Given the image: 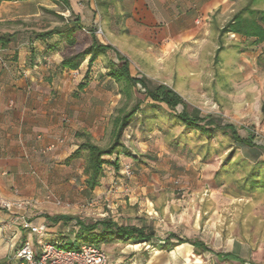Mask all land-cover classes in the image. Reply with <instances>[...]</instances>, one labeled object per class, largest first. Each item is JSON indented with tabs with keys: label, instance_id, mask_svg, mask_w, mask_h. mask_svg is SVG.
<instances>
[{
	"label": "crops",
	"instance_id": "1",
	"mask_svg": "<svg viewBox=\"0 0 264 264\" xmlns=\"http://www.w3.org/2000/svg\"><path fill=\"white\" fill-rule=\"evenodd\" d=\"M248 1L0 0V34L15 32L11 41L5 46L0 45V199L6 200L2 204L7 202V206L0 209V264L13 262L11 258L15 250L24 241H29L36 253L43 242L61 245L78 242L75 237L78 230L76 220L83 221V218L63 211L54 215V203L46 201L44 195H53L55 186L68 179L62 172H70V177L83 172V167L73 168L81 157L66 163L70 168L59 162L77 148L80 136L85 140L89 135L85 130L108 122V108L115 106L121 93L118 84L106 75V71L112 64L119 63L118 57H125L130 74L139 76L131 73V57L138 54L135 57L144 64V69L159 63L156 55H150V47L153 43L157 45V41L164 47L160 50L165 54L173 52L174 56L180 52L186 59L201 46H218V29ZM253 8L264 9V1H255ZM65 14L76 19L72 32L66 31L63 36L54 33L45 38L33 36V31L64 27L58 15ZM90 28H100L97 40L110 48L98 54L87 75L88 56L76 69L62 67V59L91 44ZM228 35L247 42L254 40L236 33ZM221 39L223 41V37ZM254 44L260 48L264 41ZM174 47L179 49L173 51ZM209 57L205 54L207 60ZM235 57L251 63L250 56L244 52ZM140 69L144 76H148L143 68ZM79 83L84 84L81 89L78 88ZM108 98L112 99L109 105ZM58 138H63V141L54 149L41 151L46 144L56 142ZM115 157L118 168L106 164L108 166L104 168L98 186L89 190L85 183L86 195L108 198L124 191L118 186L117 192L111 193L114 187L109 185L110 182L125 179L121 173L124 160L118 154L112 161ZM139 159L130 158L132 162ZM130 165L133 166L132 163ZM116 173L123 177L115 176ZM132 177L131 194L136 189H144L141 186L142 174L139 172ZM119 182L122 186L123 182ZM70 197L74 198V195L70 194ZM123 202L118 201L119 204ZM62 216L69 217V220L54 221V218ZM107 218L121 224L112 216ZM22 220L29 221L32 226L43 224L45 230L40 234L31 232L21 226ZM130 225L152 230L151 240L135 243L113 239L100 243L99 247L107 256V264H203L201 255L209 252V247L200 237L196 239L205 244L206 250L197 248L195 251L189 243L172 245L177 238H188L186 234L170 230L160 237L153 229L134 223ZM230 252L239 258L225 259L223 255ZM212 254L216 260L212 264H264L245 260L233 248L213 251ZM194 257L201 262L195 263Z\"/></svg>",
	"mask_w": 264,
	"mask_h": 264
},
{
	"label": "rangeland",
	"instance_id": "2",
	"mask_svg": "<svg viewBox=\"0 0 264 264\" xmlns=\"http://www.w3.org/2000/svg\"><path fill=\"white\" fill-rule=\"evenodd\" d=\"M63 16L71 19L70 14ZM90 29L94 31V28ZM88 32L96 38L100 35ZM157 42V45L152 42L150 55H156L160 62L144 69L135 54L131 57V73L144 76L140 71L143 68L148 74L144 76L148 87L165 82L182 95L188 111L197 110L201 115L210 114L223 123H232L240 136L251 135L255 144L264 146V46L258 48L251 40L234 39L226 34L219 61L214 64L217 45L201 46L186 59L180 52L174 56L173 52L165 54L160 50L164 47ZM178 49L174 47L173 51ZM242 52L250 56L251 63L236 59L235 55ZM205 54L210 55L208 60ZM107 100L109 105L112 99ZM116 101L115 106L108 108L106 125L85 130L89 132L85 139L100 146L109 144L111 118L140 102V108L123 131L124 147L119 148V154L124 160L121 169L132 163L134 174L140 172L143 176L141 186L144 189H136L131 194L129 188L134 177L123 179L116 173L114 175L122 179L110 182L109 185L114 187L111 193H116L118 186L123 190L126 187L127 191L108 198L95 194L89 197L83 172L73 177L70 172H62L68 179L55 186L53 195H44L46 201L54 203V215L63 211L82 217L84 222L112 216L121 224L134 223L153 229L160 237L170 230L186 234L189 239L200 237L209 247V252L201 255L203 264L216 263L213 251L232 248L245 260L264 262V186L249 189L243 183L251 166L264 160L263 151L237 146L228 135L218 131L207 139L198 131L185 129L174 118L181 106L170 110L164 104L152 102L145 97L140 84L130 87L129 96L121 93ZM82 140L84 136L78 141ZM229 151H232L230 160L223 164ZM136 155L140 160L132 162L130 158L136 159ZM114 156L105 158L112 161ZM84 163L85 153L73 168L83 167ZM59 164L70 168L65 160ZM259 167L264 173V167ZM217 170L219 174L215 175ZM119 181L123 182L122 186ZM0 200L1 209L5 199ZM119 200L125 202L119 204ZM79 245L76 242L73 249ZM194 258L195 263L201 262L198 257Z\"/></svg>",
	"mask_w": 264,
	"mask_h": 264
},
{
	"label": "trees",
	"instance_id": "3",
	"mask_svg": "<svg viewBox=\"0 0 264 264\" xmlns=\"http://www.w3.org/2000/svg\"><path fill=\"white\" fill-rule=\"evenodd\" d=\"M257 0H249L240 10L235 12L229 20H227L219 29V45L215 49L214 63L219 60V53L222 50V37L228 33H236L244 37L254 38L252 42L260 43L264 41V9L253 8V4ZM264 1V0H263ZM64 22V27H54L43 31H33L32 34L35 38H45L51 34L64 35V32H72L75 28L76 19H64L62 15H58ZM94 32L93 30L89 29ZM91 33V32H90ZM15 36L13 33L0 34V45L5 46ZM92 42L89 46L81 51L73 53L72 55L65 57L61 60L62 67L69 69H76L80 63L84 60L85 56H88L86 74L98 56V54L106 49L110 48L109 45H102L98 42L96 36L91 33ZM119 63L112 64L106 71V75L114 79L119 86V92L129 96L130 87L140 84L144 89L145 97L149 98L152 102L157 104H164L168 109L175 110L178 105L181 106V110L175 112L174 118L181 123V125L187 130L198 131L203 134L207 139L213 137L218 131L221 134L228 135L231 142L237 146H246L251 149L263 151L264 146L257 145L253 141V137L248 135L242 137L239 135L237 128L232 123H223L215 118L213 115H201L199 111L190 112L186 109V103L183 98L170 86L160 83L154 85L152 88L147 86L146 78L144 76H132L129 71V62L123 57L119 56ZM84 84L79 83L78 88L81 89ZM140 108V102H135L128 110L122 109L118 114L111 118V141L106 146H100L88 138L81 141L77 148L65 159L68 163L72 159L82 157L85 153V163L83 166V174L85 175L84 182L89 190H93L99 185L100 179L103 176L104 165L110 164L115 169L118 168L117 157L113 161L106 159L105 157L117 156L119 154V148L124 147L122 141L123 131L130 125L137 110ZM232 151L226 154L224 159L225 164L229 161ZM130 155V154H129ZM133 156V154H131ZM131 156V157H132ZM140 158V157H135ZM140 160V159H139ZM259 165L264 167V160L255 162L250 171L246 173L243 178V183L247 184L249 189H253L258 186H264V173L260 169ZM217 170L215 175H218ZM69 220V217L62 216L54 218L57 220ZM78 230L76 232V240L79 244L92 243L99 247L102 242H108L113 239H120L122 241L140 242L150 241L153 235V231H146L142 227L134 225L117 224L109 218L98 219L93 222H83L82 220H76ZM73 242L66 243L64 245L58 244L67 249H73ZM189 243L197 251V248L206 250L205 244L198 239H189L186 237L177 238L175 243ZM80 246V245H79ZM78 246V247H79ZM77 249V248H76ZM225 259L239 258L237 255L225 253L223 255Z\"/></svg>",
	"mask_w": 264,
	"mask_h": 264
},
{
	"label": "built area",
	"instance_id": "4",
	"mask_svg": "<svg viewBox=\"0 0 264 264\" xmlns=\"http://www.w3.org/2000/svg\"><path fill=\"white\" fill-rule=\"evenodd\" d=\"M94 33H101V29L95 28ZM62 141L63 138H58L56 142L45 145L41 151L52 150ZM121 173L125 178H130L134 175V168L130 164H125ZM124 190L127 191V188ZM3 205L6 207L7 202ZM21 226L38 234L45 230V225L32 226L27 220H22ZM12 259L14 261L10 264H107L105 252L92 243H82L77 249H67L53 242H43L36 253L31 243L24 241L15 250Z\"/></svg>",
	"mask_w": 264,
	"mask_h": 264
}]
</instances>
